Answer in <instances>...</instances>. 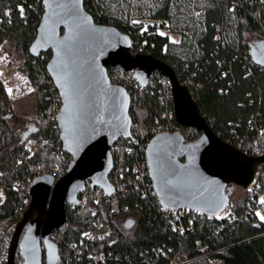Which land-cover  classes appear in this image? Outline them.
Masks as SVG:
<instances>
[{"label": "trees", "instance_id": "trees-1", "mask_svg": "<svg viewBox=\"0 0 264 264\" xmlns=\"http://www.w3.org/2000/svg\"><path fill=\"white\" fill-rule=\"evenodd\" d=\"M87 2L96 24L128 35L144 45V54L170 66L180 83L191 82L199 112L223 142L236 149L240 141L245 148L252 147L256 128L264 126V70L250 62L249 45L264 41V0ZM22 13L27 15L26 23ZM43 13V0H0V47L9 38L16 41L17 74L28 80L37 97L35 110L20 117L13 112L11 96L0 76V190L6 196L0 206V231L4 230L0 264H7L15 228L7 225L18 223L29 206L23 200L28 196L15 192L13 184L29 182L39 165L66 169L71 160L63 151L55 119L61 100L46 70L51 54L33 59L29 53ZM159 19L169 21V34L179 35V43L161 34L145 36L144 21ZM217 34L219 41L215 40ZM108 74L114 85L128 89L135 84L131 74L119 68L109 69ZM139 102L140 131L147 139L167 124L175 126L187 141L199 137L197 130L169 119L173 104L161 85L142 92ZM122 157L129 188L118 204L94 205V192L88 191L86 206L67 207L66 225L61 236L53 239L60 250L61 264H93L89 254H104L106 264H169L177 254L188 264H211L204 258L206 254L224 264H264V222L246 217L221 232L217 223L204 219L181 234L172 229L174 224L164 217L155 200L142 194L134 179L133 168L142 161V153H124ZM257 181L264 188V165ZM246 201L244 192L239 199L230 198L232 206L244 214ZM97 220L113 228L112 238L88 243L89 252L83 247L80 255L74 254L72 248L81 247L82 234L92 230ZM21 260L17 256L15 263Z\"/></svg>", "mask_w": 264, "mask_h": 264}, {"label": "water", "instance_id": "water-1", "mask_svg": "<svg viewBox=\"0 0 264 264\" xmlns=\"http://www.w3.org/2000/svg\"><path fill=\"white\" fill-rule=\"evenodd\" d=\"M43 9L29 53L33 59L51 54L46 70L61 100L56 123L71 162L60 180L46 175L32 182L30 204L14 228L7 264H14L17 253L24 264H61L51 236L65 225L67 207L79 206L89 184L113 196L111 149L129 137L132 121L130 95L111 82L109 69L133 73L142 89L159 73L170 84L177 124L200 134L192 141L180 133L151 140L146 160L162 208L216 217L227 208L234 187L246 192L264 165V154L249 156L223 142L170 66L149 55L133 56L129 36L96 24L84 0H43ZM249 56L264 70V41H252Z\"/></svg>", "mask_w": 264, "mask_h": 264}, {"label": "built area", "instance_id": "built-area-1", "mask_svg": "<svg viewBox=\"0 0 264 264\" xmlns=\"http://www.w3.org/2000/svg\"><path fill=\"white\" fill-rule=\"evenodd\" d=\"M135 1L142 2L144 0H135ZM84 9L87 13L91 15V17L97 23L96 16L91 10V8L88 6V2L86 3V0H84ZM10 13L11 11L9 10L7 12V15L9 16ZM21 17L24 20V23H26L27 15L25 13H22ZM169 27H170L169 21L159 19V20L144 21L143 29L145 30V36L150 37L155 34H160L161 31L162 32L166 31L168 33ZM216 36L217 37L215 40L219 41L220 35L217 34ZM143 46L144 45H138L136 42H133L131 40V54L133 56L147 55V54H144L146 50ZM249 60H250V56H249ZM17 69H18V60L17 58L11 56L7 59V62L2 65V68H1L3 72L2 76L5 79H9L13 75L17 74L18 72ZM131 77L134 79L135 84L129 86L128 89L124 88L127 90V92L130 95L129 111H130V117L132 121L130 135L126 139H121L111 149L112 157L114 160V168H113V172L111 173L109 177V185L114 190V194L112 197L109 198L105 196V194L101 190L92 189L89 184L86 187V191L79 197V206H83V207L86 206L88 202V197H89L87 196L88 191L94 192V198H93L94 205H99L103 202L109 203L110 205L118 204L123 194H125L129 188V184L126 182V176L124 174L123 166H121L124 163V157L122 156L124 155V153L126 155H132L136 152H141L143 156L142 161L137 163V165H135L133 168V174L135 176L134 179L136 183L140 186L142 194L146 196L147 199L149 200H155L156 204L159 206L158 208L161 210L164 217L167 220H169L170 224L171 223L174 224L172 226L173 230H178L181 234H184L186 233V231H191L194 228L196 223H199L204 219L208 220L207 221L208 223H217L219 225V231L221 232H223L227 228L237 223L243 222V220L246 219V217L259 221L258 214L264 213V204L261 203V200L264 199V188L258 183L257 177L252 183V185L249 188H247L246 192H244V193H247V201L244 206L245 214L243 211L242 212L237 211L236 208L232 206L230 199L228 201L227 208L220 215L216 217L205 216L202 213L193 212L189 210L174 211V210L162 208L160 206L156 198V195L153 191L152 183L150 180L149 169H148V164L146 160L147 148L151 140L154 137L160 134L180 133V131L177 130L175 126H172V125L168 126V124L162 125L159 127L158 130L152 133L149 139H147L146 136L141 134L140 124L138 121V111L140 109L139 97L142 94V92L144 91L150 92L156 86L161 85L162 87H164V89L168 91V94L172 101L170 84L167 80H162L158 78L159 76L157 75V73H153L150 77L148 87L146 89H142L137 84L133 73H131ZM181 85L187 86L190 89L191 96L194 100V93L191 88V82L186 81L183 84L181 83ZM171 104H173V102ZM146 106H147L146 104H143L142 108H146ZM169 115H170L169 116L170 120L175 119L173 110L169 112ZM256 133H257L256 139L253 142V145L250 149L245 148L242 141H240L239 143L235 145L237 149L249 156H257V157L262 156L264 154V126H258L256 128ZM69 165L70 163L67 164L66 169H63L62 166H59V165L54 166L50 169H48L45 164L39 165L36 171L32 174V177L29 180V182L27 183L15 182L13 184V190L20 194H23V196H28V198L26 197L23 200H24L25 206L29 205L30 200H31L30 191L32 188V182L36 178L41 177V176H46V175L53 177L56 181L60 180L67 173ZM0 196H3V199L0 200V206H2L6 201V196L4 195L2 190H0ZM16 224L17 223H15L14 221H11L7 225V227L9 228L14 225L16 226ZM61 229L53 232L51 236V240L53 242H55L53 240L55 235L61 236V232H62ZM113 234H114V230L111 226L107 225L106 223L100 220H97L96 222H94L92 230L84 232L82 234L81 247H73L72 248L73 252L74 254L80 255L83 247L85 248V250L89 252L88 243H103L111 239ZM3 235H4V230L2 229L0 231V244H2ZM197 246L201 247L202 243L197 242ZM17 256H20V254L17 253L15 258ZM89 258L93 262V264H106L104 254H99V255L89 254ZM204 258L208 259L211 264H224L220 260L211 259L207 254L204 256ZM14 264H24L23 259L21 261H17L16 263L14 261ZM169 264H188V263H185L182 257L179 254H177L173 257V259L171 260Z\"/></svg>", "mask_w": 264, "mask_h": 264}, {"label": "rangeland", "instance_id": "rangeland-1", "mask_svg": "<svg viewBox=\"0 0 264 264\" xmlns=\"http://www.w3.org/2000/svg\"><path fill=\"white\" fill-rule=\"evenodd\" d=\"M161 33H165V36H168L169 39L174 43L180 42L179 35L169 34V32L167 33L166 31H161L160 34ZM15 47L16 41L12 38L7 39L5 43L0 47V76L3 78L5 84L7 85L8 93L11 96L13 112L18 114L20 117H26L29 112L34 111L36 108L37 97L34 89L30 85L28 80H26L19 74H15L11 78L5 79L2 76L3 72L1 70L2 65L7 62V59L9 57H15ZM242 192L243 191L240 188L234 187L231 197L233 196L234 199H239L242 197ZM261 216H264V213L258 214L259 221L264 222V220L260 218Z\"/></svg>", "mask_w": 264, "mask_h": 264}, {"label": "snow or ice", "instance_id": "snow-or-ice-1", "mask_svg": "<svg viewBox=\"0 0 264 264\" xmlns=\"http://www.w3.org/2000/svg\"><path fill=\"white\" fill-rule=\"evenodd\" d=\"M22 11V10H21ZM134 23H137V21H134ZM161 35H165V33H161ZM11 91V90H9ZM261 203L264 204V199L261 200ZM262 220H264V216L260 217Z\"/></svg>", "mask_w": 264, "mask_h": 264}, {"label": "bare ground", "instance_id": "bare-ground-1", "mask_svg": "<svg viewBox=\"0 0 264 264\" xmlns=\"http://www.w3.org/2000/svg\"><path fill=\"white\" fill-rule=\"evenodd\" d=\"M3 199V196H0V200H2Z\"/></svg>", "mask_w": 264, "mask_h": 264}]
</instances>
